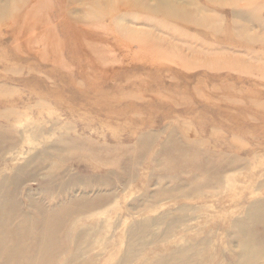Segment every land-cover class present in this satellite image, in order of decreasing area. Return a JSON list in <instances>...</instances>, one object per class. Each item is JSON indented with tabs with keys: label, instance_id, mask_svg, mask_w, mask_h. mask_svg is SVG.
I'll return each mask as SVG.
<instances>
[{
	"label": "rangeland",
	"instance_id": "rangeland-1",
	"mask_svg": "<svg viewBox=\"0 0 264 264\" xmlns=\"http://www.w3.org/2000/svg\"><path fill=\"white\" fill-rule=\"evenodd\" d=\"M1 131L0 186L23 169L13 187L27 216L30 199L58 201L47 189L60 183L55 172L76 183L65 199L111 194L76 217L72 232H88L90 244L70 243L57 264L76 251L75 264H116L135 249L129 264H156L209 236L194 254L234 264L230 219L264 199V0H0ZM168 142L172 155H161ZM190 151L243 164L219 193L197 196L201 173L170 172ZM32 156L43 165L27 166ZM157 217L144 251L130 229Z\"/></svg>",
	"mask_w": 264,
	"mask_h": 264
},
{
	"label": "bare ground",
	"instance_id": "bare-ground-1",
	"mask_svg": "<svg viewBox=\"0 0 264 264\" xmlns=\"http://www.w3.org/2000/svg\"><path fill=\"white\" fill-rule=\"evenodd\" d=\"M161 1L164 2L165 0ZM37 132L40 133L39 131ZM6 134H8L6 131L0 132L2 136ZM1 141L2 139L0 138V155L3 150ZM174 144L175 142H172V144L169 142L165 143L160 148V154L171 156ZM99 154L95 153L94 155L96 157ZM222 156L221 158H202L201 156L193 155L190 151L189 153L181 154L179 157L175 156L177 161H181L176 162L180 166L176 165L175 168L170 169V172L178 175V169L191 167L196 174L199 172L203 176L202 179L198 178V176H196L197 178L195 177L199 182L198 188H195L194 193L199 196L204 190H208L211 191V194H217L219 193L217 184L224 183L225 181L233 182V179L229 175H225L228 170L234 169L230 166L234 165L238 167L243 164V161L239 157ZM35 160L41 161L43 158L41 156H32L27 166L33 164ZM137 161L134 159L130 163H125L126 166L124 165L123 169L128 178L136 175L133 167ZM43 162L44 160L41 163L42 165ZM48 168L52 169L50 166L45 167V169ZM22 172L23 169L19 168L10 180H3L0 186V264H57L56 260L60 252L63 249H67L70 243L76 245L79 248V252H83L87 245L90 244L91 238L88 237V232L86 231L78 234L72 232L77 224L76 217L105 204L110 199L111 194L92 199L87 197L65 199L66 194L71 195L70 192L74 191V189L70 188V185L72 186V184L75 185L76 183L72 180L66 182L65 178L69 175L68 172H55L52 173L56 174L54 180H58L60 183H58L59 185L49 186L47 189L48 191H59L57 193L58 201L48 206L44 201L38 202V199H30L29 206L35 212L34 217H29L18 203L17 193L13 187L21 180L22 177L20 175ZM165 191L167 192V190L155 192L156 194L153 197H160V193L162 194ZM171 193L166 195H175ZM46 194L49 195L48 193ZM147 196L145 194V197ZM250 204L251 206L245 212L247 218L240 219L239 217L232 216L226 230L228 233V241H226L228 247H235L238 243V251L234 264H264V232L259 233L257 231L256 233L253 231V228H258V225L264 222V199L252 201ZM229 214L233 215V213H228L226 216L231 217ZM234 215H237V213L235 212ZM161 218H147L146 220L136 222L135 227L132 226L130 229L129 237L132 242L142 240L141 244H143V250L145 251L146 247L150 244L146 238L152 232V227ZM139 222L141 223L140 227H138ZM178 222L179 219L175 221V226H177ZM183 224L186 227L184 222ZM66 227L69 230L62 244L59 233ZM211 237H206L203 240L197 239V242H189V245H174L175 247L168 254L159 258L156 264H206L212 259L215 261L213 254L209 255L208 252L203 255L194 254L198 244L210 246L212 244ZM232 242L234 245H232ZM79 256L76 251V254L71 259L68 260L67 257L63 261L65 263L69 262L68 264H75ZM139 257V249H135L133 254L123 255V258L116 264H129L133 259H139ZM87 264H93V262L89 261ZM215 264L218 263L215 262Z\"/></svg>",
	"mask_w": 264,
	"mask_h": 264
}]
</instances>
